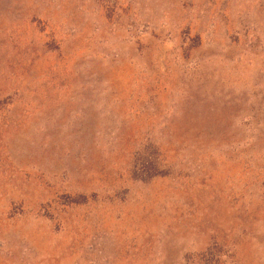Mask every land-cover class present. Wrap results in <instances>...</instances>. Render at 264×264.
I'll return each instance as SVG.
<instances>
[{
    "label": "rangeland",
    "instance_id": "374dc122",
    "mask_svg": "<svg viewBox=\"0 0 264 264\" xmlns=\"http://www.w3.org/2000/svg\"><path fill=\"white\" fill-rule=\"evenodd\" d=\"M0 264H264V0H0Z\"/></svg>",
    "mask_w": 264,
    "mask_h": 264
},
{
    "label": "trees",
    "instance_id": "16d2710c",
    "mask_svg": "<svg viewBox=\"0 0 264 264\" xmlns=\"http://www.w3.org/2000/svg\"><path fill=\"white\" fill-rule=\"evenodd\" d=\"M134 176L136 179H140L142 181H148L156 177L164 176V173L160 171V169L156 167H148L140 171H135ZM143 176H148L146 179Z\"/></svg>",
    "mask_w": 264,
    "mask_h": 264
}]
</instances>
